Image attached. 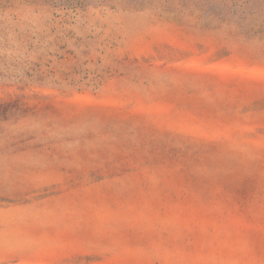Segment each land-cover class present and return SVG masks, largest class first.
Instances as JSON below:
<instances>
[{"label": "rangeland", "instance_id": "1", "mask_svg": "<svg viewBox=\"0 0 264 264\" xmlns=\"http://www.w3.org/2000/svg\"><path fill=\"white\" fill-rule=\"evenodd\" d=\"M0 264H264V0H0Z\"/></svg>", "mask_w": 264, "mask_h": 264}]
</instances>
